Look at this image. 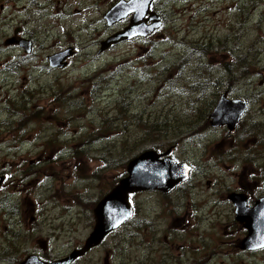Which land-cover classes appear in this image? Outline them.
<instances>
[{"label":"rangeland","instance_id":"1","mask_svg":"<svg viewBox=\"0 0 264 264\" xmlns=\"http://www.w3.org/2000/svg\"><path fill=\"white\" fill-rule=\"evenodd\" d=\"M116 1L0 0V171L9 175L0 264L31 252L28 212L43 214L49 234L66 220L60 213H91L128 159L170 143L192 168L187 182L167 195L134 194L132 222L75 264H264V249L240 250L245 231L227 199L264 196V0H155L162 25L153 35L97 54L127 23L106 26ZM17 30L33 41L31 54L4 44ZM67 46L68 66L51 69L47 55ZM225 91L248 104L232 132L201 120ZM26 170H35L32 188L19 179ZM72 188L76 205L63 196ZM61 227L46 253L37 245L50 259L68 254L73 238L81 246L92 221L82 215L76 233Z\"/></svg>","mask_w":264,"mask_h":264},{"label":"water","instance_id":"2","mask_svg":"<svg viewBox=\"0 0 264 264\" xmlns=\"http://www.w3.org/2000/svg\"><path fill=\"white\" fill-rule=\"evenodd\" d=\"M152 0H119L103 15L107 26L121 22L129 14L131 18L126 27L113 33L100 42L97 54L112 45L135 37H146L160 27V19L155 12L150 11ZM148 15L146 19L145 16ZM151 22L150 24H146ZM14 41L7 40V44ZM17 43L30 53L31 42L20 39ZM73 54L72 49L49 55L47 60L51 68H64L66 58ZM247 103L242 99H229L227 93L222 94L208 115L211 128L225 126L233 131L240 123ZM158 154L148 150L132 157L126 165V176L111 188L93 208L95 225L86 239L84 246L73 250L67 257L50 263L38 260L36 256H27L20 264H70L92 247L97 246L104 237L126 221L132 211L129 205V195L143 191L170 192L178 183L184 181L190 170L186 163H176L168 155ZM166 155L165 158L162 156ZM3 177H0V184ZM229 200L235 207V219L243 223L247 235L241 241L240 249L254 251L264 248V197L255 201L249 208L246 198L241 194H230Z\"/></svg>","mask_w":264,"mask_h":264},{"label":"flooded vegetation","instance_id":"3","mask_svg":"<svg viewBox=\"0 0 264 264\" xmlns=\"http://www.w3.org/2000/svg\"><path fill=\"white\" fill-rule=\"evenodd\" d=\"M37 0H34V2H36ZM37 4V3H36ZM35 4V5H36ZM48 5H51V3L50 2H48L47 3ZM38 5H36V7H37ZM56 11H57V9H56ZM60 12L61 11H59V12H57V15H61L60 14ZM30 20V18L28 17V21ZM25 35H23V34H21L20 32H18V30L17 31H15L14 32V35L13 36H11L10 38H7L5 41H4V44L6 45V46H8L7 44H6V41L8 40V39H10V40H12V41H14V42H17L21 37H24ZM24 38H27L28 39V37H24ZM31 42H33L31 39H29ZM11 46H16V47H18L16 44H14V45H11ZM68 47V46H67ZM62 50V49H61ZM58 51H60V50H58ZM48 148V146H47V144L45 143V144H42L41 145V151L40 152H38V154H40V155H43L44 153H45V151H48L49 149H47ZM25 166L26 167H28V163H26L25 164ZM3 170H1L0 171V176H3L4 177V182L2 183V185H1V187H0V190L4 187V184H5V182L7 181V180H9V175L7 174V173H5V172H2ZM44 173V175H46V172L44 171L43 172ZM31 176H33V175H31L29 172H28V170H26V174H25V176L23 177V176H21L19 179L21 180V182L23 183V184H26V182H27V188H28V186L30 187V188H32L33 187V179H32V177ZM19 179H16V181H18ZM58 180H60V178L58 177ZM183 184H185V183H183ZM183 184H180L179 186H177L176 187V189H178L180 186H182ZM50 188L51 187H49V188H47V190H50ZM53 189H55V190H58L59 188H54V187H52ZM62 188V187H61ZM175 189V190H176ZM174 190V191H175ZM64 191H65V194H63V196H64V198L66 199V201L68 202V204L69 205H73V203L76 205V204H78L79 203V191L77 192L78 193V195H76L77 193H75L74 192V189L72 188V190L70 191V192H68V190H66V189H64ZM77 196H78V198H77ZM246 196V195H245ZM247 202H248V205H251V203H250V201H249V199L247 198ZM63 214H59V217L58 218H60V219H65L66 218V220L65 221H62V222H60V223H57L56 222V220H55V222L54 223H52L51 224V228H52V231L49 233V234H47V233H45L44 232V227L46 226V224H45V222H44V216H43V214L41 213V212H38V213H36V216H33L32 214H31V212H28V231H30V232H28V233H30L31 234V238L30 239H28V242L29 243H31L32 244V250H31V252H29L28 253V255H26V256H29V255H32V256H36L37 258H39V260H41V261H45V262H50V261H53V260H56V259H59L60 257H63V256H60V257H55V258H52V259H50V258H48L46 255H44L43 254V252L44 253H46V251H44L45 249H47V239H49L50 238V236H52L54 239H56L57 237H58V235L63 231V228L61 227L62 226V224L64 223V222H68V227H70L69 228V231L71 232V233H76L77 232V228L79 227V225H80V219H81V217H82V215H83V219L85 220V221H88L89 220V222H91L92 221V227H93V224H94V219H93V215H92V212L91 213H77V212H70V211H66V212H62ZM77 215V216H76ZM132 220V219H131ZM131 220H129L128 222H126V224H129V223H131L132 221ZM61 227V228H60ZM45 236V237H44ZM79 241H78V239L77 240H75V238H73V240H72V243H71V248H72V250L73 249H75V248H80L81 246H78L79 245ZM41 244V248L43 249L42 251L40 250V249H37V245H40ZM183 245H180V246H177L176 247V249H179V248H181ZM173 247H175V246H173ZM171 249H173V248H171ZM66 255V254H65ZM25 256V257H26ZM24 257V258H25ZM164 257H166V255H164ZM23 258V259H24ZM170 258L172 259L173 258V256H170ZM22 259V260H23ZM81 259V258H80ZM79 260V259H78ZM77 261V260H76ZM76 261L75 262H73L72 264H75L76 263ZM19 263H20V261H19ZM105 264H108V262H107V260L105 261Z\"/></svg>","mask_w":264,"mask_h":264},{"label":"trees","instance_id":"4","mask_svg":"<svg viewBox=\"0 0 264 264\" xmlns=\"http://www.w3.org/2000/svg\"><path fill=\"white\" fill-rule=\"evenodd\" d=\"M201 120L203 121V124L205 123L204 125L207 124V117H206V116H204ZM198 122H200V121H198ZM168 145H171V143L168 144ZM137 154H138V153H137ZM132 157H133V156H132ZM123 175H124V173H123ZM123 175H122V176H123ZM122 176H121V177H122Z\"/></svg>","mask_w":264,"mask_h":264},{"label":"bare ground","instance_id":"5","mask_svg":"<svg viewBox=\"0 0 264 264\" xmlns=\"http://www.w3.org/2000/svg\"><path fill=\"white\" fill-rule=\"evenodd\" d=\"M224 93H227V92L225 91V92H223V94H224ZM221 95H222V94H221ZM221 95H220V96H221ZM220 96H219V97H220ZM124 104H125V103H124ZM206 108H207V107H206ZM182 119H183V118H182ZM260 140H262V139H260Z\"/></svg>","mask_w":264,"mask_h":264}]
</instances>
